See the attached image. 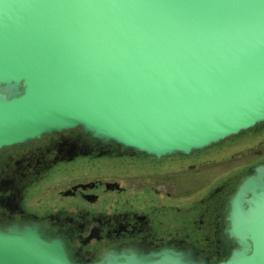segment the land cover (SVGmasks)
Listing matches in <instances>:
<instances>
[{"label": "water", "instance_id": "water-1", "mask_svg": "<svg viewBox=\"0 0 264 264\" xmlns=\"http://www.w3.org/2000/svg\"><path fill=\"white\" fill-rule=\"evenodd\" d=\"M264 123V0H0V148L80 137L160 159ZM232 246L124 250L88 264H264V163L230 200ZM0 264H80L36 226H0Z\"/></svg>", "mask_w": 264, "mask_h": 264}, {"label": "flooded vegetation", "instance_id": "flooded-vegetation-1", "mask_svg": "<svg viewBox=\"0 0 264 264\" xmlns=\"http://www.w3.org/2000/svg\"><path fill=\"white\" fill-rule=\"evenodd\" d=\"M261 163L264 123L160 159L118 154L79 130L44 135L0 148V226H36L80 264L111 251L188 247L217 260L232 246L223 235L231 197Z\"/></svg>", "mask_w": 264, "mask_h": 264}, {"label": "rangeland", "instance_id": "rangeland-1", "mask_svg": "<svg viewBox=\"0 0 264 264\" xmlns=\"http://www.w3.org/2000/svg\"><path fill=\"white\" fill-rule=\"evenodd\" d=\"M240 162H242V161H239V163H240ZM215 172H217V170H216ZM212 173H213V172H210V175H211Z\"/></svg>", "mask_w": 264, "mask_h": 264}]
</instances>
